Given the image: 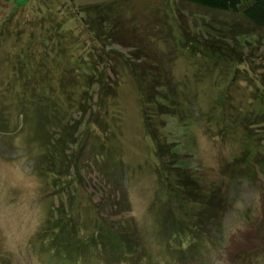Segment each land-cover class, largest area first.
Segmentation results:
<instances>
[{"label": "rangeland", "instance_id": "1", "mask_svg": "<svg viewBox=\"0 0 264 264\" xmlns=\"http://www.w3.org/2000/svg\"><path fill=\"white\" fill-rule=\"evenodd\" d=\"M110 2L121 25L111 40L113 46L104 48L94 43L89 17L80 21L77 16L81 6ZM68 14L75 17L69 20ZM52 26L65 34L49 33ZM181 34L187 45L192 40L210 43L212 54L181 50L176 45ZM0 38V158L11 159L18 152L28 156L41 185L36 201L39 227L19 238L9 239L0 232V264H75L54 258L37 235L49 214L57 219L65 209L60 201L69 200L79 224L90 230L97 215L107 223L124 221L143 246L138 261L105 262L100 255L76 264H264V116L259 121L251 115L254 97L258 103L260 96L264 98L263 30L239 15L181 0H0ZM92 44L101 57L88 52H93ZM64 49L72 65L59 64L62 89L57 88L59 83L51 87L40 82L32 90L30 81L28 87L16 81L28 70L27 55L60 63L55 59L59 58L65 64ZM25 53L23 62L19 56ZM15 57L19 69L12 66ZM118 57L128 60L132 71ZM151 72L157 78L154 91L170 97L160 108L159 114L164 113L155 119L164 127L166 139L159 132L157 138L176 149L169 154L170 162L183 165L180 170L167 168L179 173H167V185L181 188L188 181L185 190L209 195L193 199L190 191H183L182 200H169L176 207L161 203L165 193L154 174L158 159L136 93V79L150 83ZM98 79L110 88L102 103ZM21 89L26 91L24 99L18 94ZM43 94H48L42 102L49 113L62 120L77 143L61 145L65 154L73 153L70 160L76 166L71 167L76 172L72 170L74 181L60 187L48 186L42 171L44 140L64 135L62 128H52L51 120L46 127L51 134L37 128L36 107ZM17 140L18 147L13 143ZM245 151L250 153L246 159ZM12 192L19 197L18 190ZM190 197L196 202L192 206ZM169 210L175 221H191L188 228L205 231L201 236L188 229L182 233L194 239L183 257L175 254L179 248L173 237L161 233L160 221Z\"/></svg>", "mask_w": 264, "mask_h": 264}, {"label": "trees", "instance_id": "2", "mask_svg": "<svg viewBox=\"0 0 264 264\" xmlns=\"http://www.w3.org/2000/svg\"><path fill=\"white\" fill-rule=\"evenodd\" d=\"M185 3L194 5L196 7L212 11V12H218V13H225V14H236L240 17L244 18L250 24L251 26L264 31V0H181ZM86 5L87 7L81 6L78 13L80 14L77 16L79 20H83L86 17H89L90 22L87 23V26L89 27V31L93 32L94 34V43L95 45H99L100 47L104 46V48H110L112 47L113 43L111 40H114L118 35L117 31L120 24V21H116V9L111 5L110 3H106L105 5L101 6V3ZM112 7V8H111ZM111 10V11H110ZM115 10V11H114ZM114 12V14L112 13ZM75 16H72L68 14V19L70 20ZM59 25V24H58ZM57 26V25H56ZM52 26L48 30L46 27V30L49 31V33H52V31H55L57 35H64L65 30L59 31V26ZM51 27V26H50ZM181 28V27H180ZM89 32V33H90ZM36 34V32H32V35ZM45 37V32L42 33V37ZM35 37V35H34ZM33 37V38H34ZM36 37H39L36 35ZM35 37V38H36ZM41 37V39H42ZM1 39V38H0ZM238 42H241V38H237ZM243 39V38H242ZM98 43V44H97ZM176 45L181 48V50H188L190 53H193L195 49H198L201 52V55H208L212 54L213 49H211L210 43L204 42L203 44H200L199 41H190L191 45H187V41L184 37V35H178V38L176 40ZM94 44H92V48L94 49L93 52L88 51L89 53H96V56H99V51H97ZM220 48V47H219ZM90 49V48H89ZM63 58L66 57V63L64 64L63 60H59V58H53L57 59L58 61H62L58 63L55 60H50L45 58V56H34L32 58H29V55H27V59L25 64H29L27 66L28 70L22 73L24 76H19L16 81L22 83L25 87L29 86V81L31 83L29 88L36 89L37 85L42 82L43 85L49 84L51 87H57V83H59V86L57 88L62 89L64 86V80L60 78V69L58 68L59 64L62 67H66L65 65H72L71 58L67 59L68 52H66V49L63 50ZM111 53V52H110ZM217 53V52H216ZM215 54V53H214ZM101 55V54H100ZM26 53L24 55H20L19 59L23 61V57L25 58ZM96 63H97V57H95ZM118 59H122L124 61V66H127L129 70H131L132 64L129 63L128 60H125L123 57H118ZM16 60L17 57L14 58V63H12L13 67H16L19 69L21 66H16ZM23 61V62H24ZM77 62V61H75ZM32 68V69H31ZM29 70H31L29 72ZM132 71V70H131ZM133 73V72H132ZM64 73H61V75ZM149 76H152L151 82H146V79L144 80H138L136 79V86H137V96L138 100L141 106L142 114H143V123L146 127V134L148 137H150V140L152 144H154V158L158 161L155 163L154 168V174L156 176V179H158L160 185H163V192L165 193L164 200H162V204H167L169 207L170 205L176 207V203H171L169 200H172L174 198L175 200H178V198H181V192H187L190 191L191 194L189 196L193 197V199L198 198L197 195H202V197H205L204 194L208 193L206 191H201L199 193H196L194 189L192 190H185L190 182H182L184 183L180 188V186L175 185V187L168 186L167 185V176L169 173H172L171 171H167V168L171 165L173 167H170L171 169H178L183 167V165L180 164H173V162H170L169 154H175L176 149H174L173 145H170L166 142V144L162 141L159 142L160 137L157 138L158 132L164 136L166 139V136L164 134V127H159L155 121L157 116L162 115L164 112L159 114L161 112L160 108L161 106L165 105L163 101L169 100L170 97L166 94H160L159 92H155V79L156 74L151 72L149 73ZM136 78V77H135ZM159 78V77H158ZM160 82L163 84H160L162 88H164L167 83H165L163 80V74H160ZM57 80V81H56ZM73 80V79H72ZM56 81V83H55ZM148 81V79H147ZM150 81V80H149ZM95 82V81H94ZM28 84V85H27ZM92 84V83H91ZM90 84V85H91ZM98 90H99V101L102 103L104 100H107L109 97V91L110 88L107 87V84L105 81L98 79ZM25 90L21 89L19 90V95L21 99H24L26 97ZM46 94V93H45ZM41 96V94H40ZM38 96V98L40 97ZM32 97V96H30ZM47 95H42L41 99L38 100L37 103H39V106L36 107L37 113H39V124L37 128H40L42 126V129H45V134H51L49 130H47V123L50 121L52 124V128L54 126H58V129H61V133L64 134L62 138L55 137V141H46L45 142V150L43 151L45 155V168L42 169L44 177H46L47 185L50 187H60L63 186V184H69L72 180L74 181V177L72 175L73 171L76 172L75 167H71L72 165L76 166V163H74V159L70 160V156L73 153L65 154L66 152H63V146L69 143L70 145H74L77 143L74 141V135L72 131H68L67 127L62 126L60 123L62 120H57L54 118L53 113H49V108L42 102V99H47ZM261 103H258L256 98L254 97V102L252 104L253 110L251 111V115L254 117L256 116L257 120L260 119L261 116H264V98L260 96ZM151 106H155V109L152 110ZM167 107V105H166ZM158 112V113H157ZM21 114L24 116V113ZM262 114V115H261ZM244 117V116H243ZM260 121V120H259ZM64 124V123H63ZM263 133H264V126ZM148 132V133H147ZM50 138V137H49ZM76 139V138H75ZM63 146L61 147V145ZM252 149H255L252 146H255L253 144H250ZM61 147V148H60ZM248 149V148H246ZM244 153V159L249 156V151H245ZM69 156V157H68ZM70 160V164H69ZM256 160V158H254ZM245 162L246 160H242V162ZM66 162V163H65ZM169 165H168V164ZM166 165V166H165ZM71 167L70 173H67L66 171L68 168ZM64 173L62 174V172ZM65 172L67 175H65ZM168 173V174H167ZM173 174V173H172ZM174 176L179 175V173H174ZM181 180V179H180ZM178 180V181H180ZM162 187V186H161ZM171 188V189H169ZM194 191V192H193ZM176 196V197H175ZM189 202L191 206L193 203H196L195 201ZM184 198V197H183ZM164 201H166L164 203ZM180 201V200H178ZM176 202V201H175ZM61 206L64 205L65 209H62V213L57 216V219L49 216L46 218L44 227L41 229L40 233L37 234L39 239L43 241V244L45 247L50 250L52 256L54 258L62 259L67 262H73V263H79L83 259L89 258V257H95L98 258V256H102L104 261H121V260H139V257H142L140 254L143 252V246L140 238H138L135 229H127L125 228L124 221H120L119 224L117 222H111L107 223L106 218L103 216L97 215L95 219L93 220V224L90 227L84 226V224H79L80 220L77 217V214L75 216L74 210L72 208V205L74 202L69 200L67 203H64L63 201H60ZM191 206H188L187 209H192ZM166 207V205H165ZM58 208V207H57ZM185 209L183 212L186 213ZM52 210V209H51ZM172 210H169V213H167V217H163V221L161 220L160 229L161 233L167 232L170 237H173V241L178 246L179 250L175 251V254L178 256L185 255V247L191 246L192 242L194 241L193 237L189 235L187 232V235H183L188 229V231H192L195 234L198 233L200 236L205 232L200 229V227H196L194 230L191 228H188V226L191 223L188 222L187 224H184L183 221H175V217L173 216ZM180 211V210H179ZM191 216V214H188ZM190 219V217H188ZM187 225V226H186ZM195 227V226H194ZM183 233V234H182ZM196 238V235H194ZM190 247V248H191ZM170 251H174L169 249ZM172 253V252H171ZM173 254V253H172ZM58 256V257H57ZM174 256V255H173Z\"/></svg>", "mask_w": 264, "mask_h": 264}, {"label": "clouds", "instance_id": "3", "mask_svg": "<svg viewBox=\"0 0 264 264\" xmlns=\"http://www.w3.org/2000/svg\"><path fill=\"white\" fill-rule=\"evenodd\" d=\"M13 143L18 147V140ZM40 186L28 156L18 152L11 159L0 158V232L6 238H19L39 227L41 213L36 201ZM12 190L20 192L18 198Z\"/></svg>", "mask_w": 264, "mask_h": 264}, {"label": "bare ground", "instance_id": "4", "mask_svg": "<svg viewBox=\"0 0 264 264\" xmlns=\"http://www.w3.org/2000/svg\"><path fill=\"white\" fill-rule=\"evenodd\" d=\"M111 8H112V7H111ZM110 11H111V10H110ZM114 11H115V10H114ZM116 12H117V11H116ZM116 12H115V13H116ZM112 13L114 14V12H112ZM117 13H118V12H117ZM117 13H116V17L118 16ZM114 15H115V14H114ZM120 15H123V14H120ZM118 17H119V16H118ZM116 21H117V20H116Z\"/></svg>", "mask_w": 264, "mask_h": 264}]
</instances>
